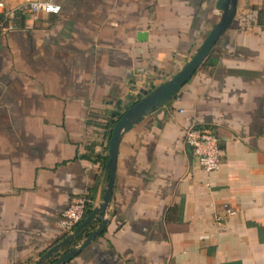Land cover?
Returning a JSON list of instances; mask_svg holds the SVG:
<instances>
[{
  "label": "crops",
  "instance_id": "obj_1",
  "mask_svg": "<svg viewBox=\"0 0 264 264\" xmlns=\"http://www.w3.org/2000/svg\"><path fill=\"white\" fill-rule=\"evenodd\" d=\"M54 1L57 14L27 0L0 12V264L60 240L70 198L100 201L110 119L174 74L220 14L217 0ZM190 125L217 137L216 170L189 155ZM105 215L65 264H264V0H237L191 77L121 134Z\"/></svg>",
  "mask_w": 264,
  "mask_h": 264
},
{
  "label": "water",
  "instance_id": "obj_2",
  "mask_svg": "<svg viewBox=\"0 0 264 264\" xmlns=\"http://www.w3.org/2000/svg\"><path fill=\"white\" fill-rule=\"evenodd\" d=\"M236 3L237 0H217L216 8L220 11L219 17L192 55L166 80L155 87L138 91L137 99L127 106L124 111L118 113L107 140L104 169L107 171L108 176L100 201L92 205L89 212L71 232L64 234L60 240L30 264H65L101 233L107 222L105 213L111 197L116 155L121 134L152 108L167 102L191 77L209 54L217 39L230 25L235 13ZM138 37H144V33H141ZM92 221H97L98 225L83 234V230L91 226ZM81 236H83L82 240L77 243Z\"/></svg>",
  "mask_w": 264,
  "mask_h": 264
},
{
  "label": "built area",
  "instance_id": "obj_3",
  "mask_svg": "<svg viewBox=\"0 0 264 264\" xmlns=\"http://www.w3.org/2000/svg\"><path fill=\"white\" fill-rule=\"evenodd\" d=\"M26 9L30 13L45 12L57 14L60 5L54 0H27ZM0 12L7 13L5 0H0ZM183 143L188 153L205 172H212L220 165V148L217 137L204 126L190 125L183 133ZM86 198L75 196L70 198L68 205L60 212L57 226L62 234L71 232L81 221L85 212Z\"/></svg>",
  "mask_w": 264,
  "mask_h": 264
},
{
  "label": "trees",
  "instance_id": "obj_4",
  "mask_svg": "<svg viewBox=\"0 0 264 264\" xmlns=\"http://www.w3.org/2000/svg\"><path fill=\"white\" fill-rule=\"evenodd\" d=\"M136 99H137V98H136ZM132 102H134V101H132ZM132 102H131V103H132ZM131 103H129L127 106H129ZM117 116H118V114L115 115L113 118L110 119V122L108 123V128H107V136H109L111 126H112V124L115 122ZM91 207H92V206H91ZM91 207H90V203L86 200L84 215L87 214V213L89 212V210H90ZM90 227H91V226L85 228V229L83 230V234H86V233H87V230H88Z\"/></svg>",
  "mask_w": 264,
  "mask_h": 264
}]
</instances>
